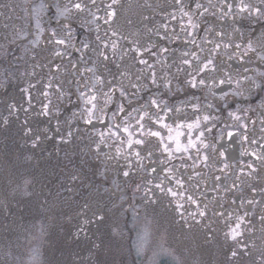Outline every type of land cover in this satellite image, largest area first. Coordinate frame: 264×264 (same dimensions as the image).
<instances>
[{
    "label": "flooded vegetation",
    "instance_id": "af4514ba",
    "mask_svg": "<svg viewBox=\"0 0 264 264\" xmlns=\"http://www.w3.org/2000/svg\"><path fill=\"white\" fill-rule=\"evenodd\" d=\"M71 2L83 11L60 16L56 5L63 11L69 0H46L37 17L39 0H0V157L8 165L0 189L9 211L30 162L44 237L149 239L161 264H264V78L251 71L264 68V0H198L207 12L197 0ZM209 59L210 70L198 71ZM250 75L258 87L228 82ZM152 98L166 103L151 108ZM121 104L134 117L132 109L150 111L143 136L134 120L131 137L108 135ZM158 117L172 130L152 122ZM197 119L190 134L177 128ZM129 138L145 142L129 148Z\"/></svg>",
    "mask_w": 264,
    "mask_h": 264
},
{
    "label": "rangeland",
    "instance_id": "374dc122",
    "mask_svg": "<svg viewBox=\"0 0 264 264\" xmlns=\"http://www.w3.org/2000/svg\"><path fill=\"white\" fill-rule=\"evenodd\" d=\"M7 166V159L0 157V181L6 177L3 169ZM24 168L28 173L21 174L19 178L23 180L16 182L15 203L10 211L9 192L0 189V264H161L159 257H152L148 250L152 245L149 239H118L106 245L100 239L72 241L44 237L48 225L41 214L38 187L32 179L33 165L28 162ZM19 213L26 217L13 223L9 215ZM27 217L29 220L23 222ZM164 256L162 259H168V255ZM192 260L191 257L188 262Z\"/></svg>",
    "mask_w": 264,
    "mask_h": 264
},
{
    "label": "snow or ice",
    "instance_id": "6c2138e0",
    "mask_svg": "<svg viewBox=\"0 0 264 264\" xmlns=\"http://www.w3.org/2000/svg\"><path fill=\"white\" fill-rule=\"evenodd\" d=\"M115 2H116V0H113V3H115ZM179 2H180V0H177V3H179ZM69 3L71 4V7L69 8V7L65 6L63 8V11H61L59 4L56 5L57 13L60 16H64L65 13H70L73 9H75L77 11H83V6H82L81 3H72L71 0H69ZM47 7H48V4L46 3V0H39V4L36 5V6H34L32 8V13L35 14L37 17H39L43 13V11L47 9ZM248 7H249L248 5H244L243 8L241 9V11H246ZM196 10L198 12L200 10H203V12H207L208 11V9L205 8L203 4L199 3L198 0L196 2ZM254 11L260 12V9L257 8ZM110 15H114V13H110ZM184 15L185 16H188V13L185 12ZM65 19H67V17H65ZM188 23H189V26L192 27V28L197 27L195 24H193V22L191 20V17H189ZM39 27H40L39 26V22L37 21V28L39 29ZM57 42L58 43H61V44L64 43L63 40H60V41H57ZM113 47H115V45H113ZM217 47H219V45H217ZM226 47H227V45H226ZM236 48L239 49L240 48V45L237 44L236 45ZM247 49H248V51H251L253 53H256L257 52L256 48H254L252 46L251 41L248 42ZM245 54H247V53H245ZM257 55H258L259 60L262 63H264V55H261L259 53H257ZM142 62L146 63V61H142ZM184 63L185 64H189L190 62L188 60H185ZM212 63H213V61L211 59H209L207 61V63L203 64L198 69V71L203 72V71L210 70V65H212ZM245 71H249V70L248 69H245ZM251 71H252V73L254 75H258L259 77L264 78V68L258 67L256 69H252ZM228 82L229 83H235V85L237 86V88H239L242 83H247L249 87H253V88L258 87L256 80L253 79L251 75L250 76H241L239 79H237L235 81L229 79ZM152 83L153 84L156 83L155 79H153ZM199 83L200 84H204V80L203 79L199 80ZM220 83L223 84L224 81L222 80V81H220ZM192 86L193 87L196 86L195 82L192 84ZM132 87L133 88H136L137 85H133ZM120 95H121V97H125L126 98L127 95H128V93L126 91H124V90H121L120 91ZM96 99H97V97L94 94L87 97L86 103H88L89 105H91V107L87 109L88 119L86 120V123H89V124L92 123L93 110L96 108V103H95ZM105 103H107V102H105ZM161 103H166V102L161 101ZM161 103H158L155 98H152L150 100V105L149 106L151 108L160 109L161 108ZM129 104H131V101H129ZM101 111H103V109H101ZM132 111H135L137 113V115L135 117L132 116L131 113L128 110H126V107H125L124 104H121L118 107L117 111H115L113 113V118L116 119L118 122L115 123L112 126V129H115V131H113L112 129H109L108 135L110 137H114L117 140H119L120 139V136H119V133L120 132L127 133L129 135V137H131L132 133L129 131V129H130V127H132V123L131 122L133 120L135 121V124L138 125V130L140 131V135L143 136L145 134L144 133L145 123L144 122L146 120H152V116H151L150 111L141 112L139 109H132ZM168 118L169 117H163V118H159L158 117L157 120L152 121V122L153 123H160V124L163 125V127L168 128L169 131H171L172 129L170 128V126L167 125V124H165L163 122L164 119H168ZM204 119L207 120L208 117H204ZM121 124H123V127L121 126ZM183 127H186L189 130V134H190L191 133V130L194 127L195 128H198L199 127V120L197 119L194 123H187L186 125L185 124H178L177 125V128H183ZM147 135L148 136H151V137H157V138L160 139L161 143H163V137L161 136V133L159 131H153V130L149 129L148 132H147ZM180 135H183V133L182 132H178L177 133V137L180 136ZM200 135H203V133H201ZM101 136L103 138V134H101ZM198 138L199 137H197V139ZM171 139H172V137L169 136V140H171ZM102 142H103V139H102ZM120 142L123 143L122 140ZM144 142L145 141L143 139H136L135 141H133L131 138H129L128 141H127V144H128V147L131 148L133 143H135L136 145H143ZM187 147H192V148H195L196 147V144L192 141V139L190 138V135H189V141H188V146ZM187 147H184L183 150L184 151H187ZM164 150L165 151H170V149L168 148L167 145H164ZM175 150L177 152H179L181 150V145H180V142H179V139L178 138L176 139V148H175ZM119 152H120V149L117 148V153L119 154ZM135 155L137 157H139V152H136ZM153 171H155V170L153 169ZM123 176L124 177H128L129 176V172H127V171L123 172ZM177 183H180V182L177 181ZM169 191H171V190L169 189ZM172 194L173 195H176V193H172ZM200 215L203 216L204 213L201 212ZM100 218L102 219V217H100ZM236 227L239 228V224H237ZM237 235H239V233L236 232L235 230H233V234H232V237L231 238L232 239H235ZM142 247H143V245H142ZM232 255L235 256L236 253L233 252Z\"/></svg>",
    "mask_w": 264,
    "mask_h": 264
},
{
    "label": "trees",
    "instance_id": "16d2710c",
    "mask_svg": "<svg viewBox=\"0 0 264 264\" xmlns=\"http://www.w3.org/2000/svg\"><path fill=\"white\" fill-rule=\"evenodd\" d=\"M4 130V129H3ZM131 240H133V239H131Z\"/></svg>",
    "mask_w": 264,
    "mask_h": 264
}]
</instances>
